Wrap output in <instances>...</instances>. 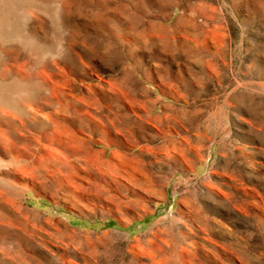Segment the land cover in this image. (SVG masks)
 I'll return each mask as SVG.
<instances>
[{
	"label": "rangeland",
	"instance_id": "obj_1",
	"mask_svg": "<svg viewBox=\"0 0 264 264\" xmlns=\"http://www.w3.org/2000/svg\"><path fill=\"white\" fill-rule=\"evenodd\" d=\"M0 264H264V0H0Z\"/></svg>",
	"mask_w": 264,
	"mask_h": 264
}]
</instances>
